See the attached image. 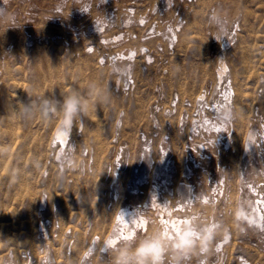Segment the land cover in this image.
Returning <instances> with one entry per match:
<instances>
[{
  "label": "rangeland",
  "instance_id": "374dc122",
  "mask_svg": "<svg viewBox=\"0 0 264 264\" xmlns=\"http://www.w3.org/2000/svg\"><path fill=\"white\" fill-rule=\"evenodd\" d=\"M0 12V264H104L110 242L184 224L223 234L189 264H264V227L236 224L249 201L264 214V0H0ZM213 12L229 21L220 43ZM73 89L96 109L62 143L58 118L14 113Z\"/></svg>",
  "mask_w": 264,
  "mask_h": 264
},
{
  "label": "clouds",
  "instance_id": "9594fccd",
  "mask_svg": "<svg viewBox=\"0 0 264 264\" xmlns=\"http://www.w3.org/2000/svg\"><path fill=\"white\" fill-rule=\"evenodd\" d=\"M6 13L0 12V19H4ZM210 19L216 28L215 36H212L218 43L225 40L229 35V21L219 12H213ZM207 42V41H206ZM110 99L107 89L97 96V103H106ZM96 109V103L89 101L77 90H70L62 96V100L54 98H37L30 100L27 104H19L14 113L21 121L27 122L37 115L43 120L58 118L61 127L67 131L76 127L90 112ZM222 125L229 124L234 114L230 107L221 110ZM64 163L71 166L73 154L69 152L65 156ZM258 201H249L246 207L237 209L236 224L243 228V231L256 230L264 227V214L258 209ZM251 220V223H250ZM162 225L153 228L142 236H129L118 246H107V260L104 264H189L193 257L207 255L212 251L213 243L218 236L216 225L209 224L197 229L192 224L180 225L176 234L169 238L163 231ZM171 231V229L169 230ZM97 264H101L97 257Z\"/></svg>",
  "mask_w": 264,
  "mask_h": 264
},
{
  "label": "bare ground",
  "instance_id": "6f19581e",
  "mask_svg": "<svg viewBox=\"0 0 264 264\" xmlns=\"http://www.w3.org/2000/svg\"><path fill=\"white\" fill-rule=\"evenodd\" d=\"M89 47V46H88ZM219 61H218V66H217V69L216 70V74H217V78L220 82V80H222V77L224 75V73L226 72V64H225V61H224V58L223 57H219ZM227 77V76H226ZM68 131H65L61 125L58 126L56 132H55V139L56 140H59L61 143L65 141V138L68 134ZM248 143V142H247ZM122 216H129V213L128 211L125 209V211H122ZM248 264V263H247Z\"/></svg>",
  "mask_w": 264,
  "mask_h": 264
}]
</instances>
